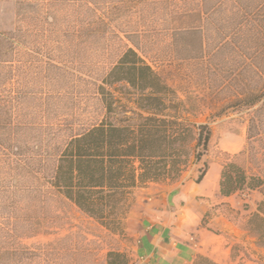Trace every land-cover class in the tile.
Wrapping results in <instances>:
<instances>
[{"label": "rangeland", "instance_id": "1", "mask_svg": "<svg viewBox=\"0 0 264 264\" xmlns=\"http://www.w3.org/2000/svg\"><path fill=\"white\" fill-rule=\"evenodd\" d=\"M20 1L26 18L18 17ZM48 9L55 11L58 22L56 43L45 38L47 21H52ZM98 20L105 24L88 31ZM19 27L34 41L24 46L33 48L28 63L52 58L67 74L65 82L53 87L58 110L52 117L55 123L66 121L76 128L101 119L104 111L95 87L126 47L135 49L178 93L187 109L185 118L208 123L213 138L203 186L196 187L199 172L191 165L181 182L150 185V194L137 189L132 206L155 193L172 198L184 185L191 194L200 189L193 200L179 198L175 208L206 235L196 231L189 236L197 255L219 264H264V248L257 247L248 232L264 187L228 199L221 198L218 188L222 166L228 162L264 178V132L253 157L247 146L252 110L239 103L244 94L264 90V0H0V32ZM81 29L79 39L76 32ZM26 72L29 79L21 83L22 90L40 88L31 82L33 69ZM17 81L18 76L12 85ZM33 183H18L0 164L1 250L22 251L20 264H108L111 251L125 253L130 264H137V242L126 224L131 209L124 230L115 234L45 183L41 194L18 192L6 207L4 193L11 186Z\"/></svg>", "mask_w": 264, "mask_h": 264}, {"label": "trees", "instance_id": "2", "mask_svg": "<svg viewBox=\"0 0 264 264\" xmlns=\"http://www.w3.org/2000/svg\"><path fill=\"white\" fill-rule=\"evenodd\" d=\"M18 5V17L26 18L25 3ZM54 13L48 9L52 21H47L45 38L56 43ZM104 24L92 21L88 31ZM83 32H76L77 38L82 39ZM31 37L21 27L0 32V164L18 183H35L11 186L4 193L6 207L18 192L41 194L45 183L98 225L120 234L137 189L181 182L191 165L199 172L195 183L203 182L209 172L210 125L185 118L187 109L178 93L135 49L126 47L95 87L104 111L101 119L76 128L53 121L58 110L53 87L65 82L67 74L52 58L28 63L34 58L25 49L33 45ZM28 69H33L31 82L40 88L22 90ZM17 76V85H12ZM239 103L252 110L247 146L254 157L256 140L264 132V90L244 94ZM221 170L218 188L223 198L264 187L262 176L251 175L239 163L228 162ZM257 204L248 232L255 245L264 248V198ZM107 259L108 264H130L125 253L111 251ZM22 260V251L0 249V264ZM193 264L219 263L197 255Z\"/></svg>", "mask_w": 264, "mask_h": 264}, {"label": "crops", "instance_id": "3", "mask_svg": "<svg viewBox=\"0 0 264 264\" xmlns=\"http://www.w3.org/2000/svg\"><path fill=\"white\" fill-rule=\"evenodd\" d=\"M204 180L196 187L203 186ZM208 187L205 186L204 191H208ZM182 189L172 198L155 193L154 197L144 198L132 206L126 224L129 236L137 242L133 251L137 264H193L198 253L189 242V236L196 231L203 237L206 235L195 221L183 218L175 208L179 198L193 200L199 196L200 189H195L193 194L187 185ZM141 190L154 193L150 188Z\"/></svg>", "mask_w": 264, "mask_h": 264}]
</instances>
